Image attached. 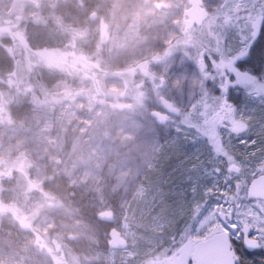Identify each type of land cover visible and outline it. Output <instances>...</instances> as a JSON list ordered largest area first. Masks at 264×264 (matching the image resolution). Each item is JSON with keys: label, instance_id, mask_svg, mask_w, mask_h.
Instances as JSON below:
<instances>
[{"label": "rangeland", "instance_id": "obj_1", "mask_svg": "<svg viewBox=\"0 0 264 264\" xmlns=\"http://www.w3.org/2000/svg\"><path fill=\"white\" fill-rule=\"evenodd\" d=\"M252 3L0 0V264L27 256L29 264H183L182 249L226 230L216 215L228 220L232 202L233 238L264 244V199L247 191L224 193L229 204L205 218V235L171 253L151 219L158 165L166 167L157 121L170 129L168 113L183 109L177 69L183 62L186 100L199 88L189 61L202 66L212 47L206 36L241 16L255 38L261 12ZM182 122L191 124L190 115ZM200 130L219 147L212 121ZM246 225L257 232L248 241Z\"/></svg>", "mask_w": 264, "mask_h": 264}, {"label": "snow or ice", "instance_id": "obj_2", "mask_svg": "<svg viewBox=\"0 0 264 264\" xmlns=\"http://www.w3.org/2000/svg\"><path fill=\"white\" fill-rule=\"evenodd\" d=\"M257 9L261 20L254 32L255 38L250 23L241 16L223 29H214V37H205L212 47L202 53V66L189 61L199 76V88L189 93L186 100L189 84L181 62L174 79L184 78L176 101L178 105L183 104L182 112L168 113L174 117L170 129L165 127L167 121H157L161 159L166 167L158 165L160 173L153 189L151 219L160 229V247L169 253L190 237L205 235L212 223L205 225V218L214 208L229 204L224 193L246 192L247 185L264 176V92L256 94L245 82L252 79L264 87V0H253L252 10ZM243 11L247 14L249 10ZM220 113H230L231 119L216 123ZM184 114L190 115L191 124L182 122ZM209 121L214 123L219 147L200 130ZM233 165H239L236 174L232 171ZM241 181L244 188L240 187ZM232 206L228 220L216 215V220L230 233L235 253L232 264H252V258L257 256L261 257L258 264H264V244L249 247L240 243L243 235L231 239L240 230L235 219L239 210L235 202ZM256 235L255 230L248 232L249 237ZM197 252L202 256L210 254L207 249ZM186 264H194L193 258L187 259Z\"/></svg>", "mask_w": 264, "mask_h": 264}, {"label": "water", "instance_id": "obj_3", "mask_svg": "<svg viewBox=\"0 0 264 264\" xmlns=\"http://www.w3.org/2000/svg\"><path fill=\"white\" fill-rule=\"evenodd\" d=\"M247 192L249 195L264 199V176L257 178L249 184ZM248 232L250 226L246 225ZM207 249L209 255L202 256L197 250ZM192 257L198 264L208 261L210 264H232L235 259L230 233L227 230L217 231L211 236L196 241L193 245Z\"/></svg>", "mask_w": 264, "mask_h": 264}, {"label": "flooded vegetation", "instance_id": "obj_4", "mask_svg": "<svg viewBox=\"0 0 264 264\" xmlns=\"http://www.w3.org/2000/svg\"><path fill=\"white\" fill-rule=\"evenodd\" d=\"M258 200L260 199V198H257ZM251 228V227H250ZM249 228V229H250ZM248 232H249V230H248ZM248 232L246 231V227H245V231H244V233H245V241L247 240H249V236H248ZM214 234V233H213ZM231 239H234L233 237H231ZM194 245V244H193ZM193 245H191V246H189L188 248H184V249H182V255L181 256H184V259H185V262L183 263V264H186V260L187 259H189V258H193L192 257V250H193ZM234 247V246H233ZM194 261V264H198L195 260H193ZM257 261L258 260H256V259H253L252 258V264H258L257 263ZM77 261H75L74 263L75 264H78V262L76 263ZM182 264V263H181Z\"/></svg>", "mask_w": 264, "mask_h": 264}, {"label": "bare ground", "instance_id": "obj_5", "mask_svg": "<svg viewBox=\"0 0 264 264\" xmlns=\"http://www.w3.org/2000/svg\"><path fill=\"white\" fill-rule=\"evenodd\" d=\"M23 259L25 260V262H23L22 264H29V262H30V263L33 262V261H32L33 258L30 257V256L24 257ZM85 259H86V260H85V263H90V262H91V260H89V258H85Z\"/></svg>", "mask_w": 264, "mask_h": 264}]
</instances>
